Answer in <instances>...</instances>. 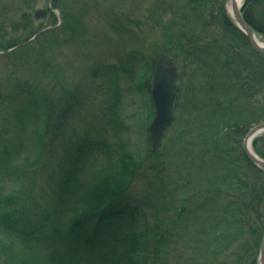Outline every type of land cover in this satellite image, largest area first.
<instances>
[{
	"label": "rangeland",
	"instance_id": "1",
	"mask_svg": "<svg viewBox=\"0 0 264 264\" xmlns=\"http://www.w3.org/2000/svg\"><path fill=\"white\" fill-rule=\"evenodd\" d=\"M163 1L0 0V52H4L0 54V152H10V166H22L21 174L27 180V205L35 206L34 210L32 206L26 208L25 218L32 212L41 216L48 206L54 214L53 221L50 216L55 224L52 232L57 230L55 233L60 234L71 216L81 214V209L89 206L87 217L78 215L82 220L89 218L87 227L76 223L87 238L85 244L77 234L68 236L63 231L59 235L74 250L62 254L73 260L70 264H160L156 256L165 246L154 240L171 215L159 211L161 206L155 201H143L147 192L138 174V164L143 161L142 174L148 177L149 162L156 159L150 158L146 131H142L152 120L150 95L137 89L147 73L135 60L143 56L142 60L147 62L158 53L166 54L165 35L170 31L165 29L166 15L160 12ZM38 10L44 14L36 18ZM226 14L229 16L227 11ZM207 16L202 15L208 25ZM58 28L60 32L53 33ZM205 29V37L197 38L204 45L223 38L221 27ZM49 31V36L44 34L28 41L37 32L39 35ZM257 38L264 43V37ZM13 44L21 47L3 51ZM131 54L136 57L131 59ZM130 61H135L132 80L125 71ZM177 66H183L181 59ZM201 72L195 74L197 84L203 81ZM196 91H192L193 98ZM203 94L208 96V85L199 92L200 96ZM33 96L40 103L37 111L30 108ZM140 113L143 117L138 120ZM177 114L175 133H180L188 114L182 106L178 110L176 107L175 117ZM30 117L38 121L36 126ZM126 149L129 155H124ZM176 155L167 156V163L173 166V158L179 159ZM115 161L122 162L121 167H116ZM122 168L126 169L122 182L113 183L110 174ZM98 170L104 175H91ZM8 171L5 165L0 172L2 208L9 207L10 200L2 199L9 195L17 174L12 177ZM195 173L199 172L195 169ZM116 191L121 193L119 197L102 200L91 208L103 195H109L107 199L112 197L107 192ZM167 201L172 202L170 198ZM119 212L123 214L117 215ZM7 216L2 215L1 220ZM93 225L96 227L91 228ZM142 233L148 251L146 260L141 258V242L135 239ZM16 239L19 238L12 229L5 231L0 226V264H32L37 253L25 243L28 252L20 251ZM255 241L249 235L243 238L250 248ZM194 242L185 247L179 240L168 241L162 264H190ZM48 244L51 248L60 246L58 240ZM234 262L235 257H230L229 263Z\"/></svg>",
	"mask_w": 264,
	"mask_h": 264
},
{
	"label": "trees",
	"instance_id": "2",
	"mask_svg": "<svg viewBox=\"0 0 264 264\" xmlns=\"http://www.w3.org/2000/svg\"><path fill=\"white\" fill-rule=\"evenodd\" d=\"M225 1L164 0L161 3L163 6L160 12L168 19L165 29L170 31L165 35L164 51L174 58L176 64H179L181 59L182 65H187L195 74L201 70L203 81L197 84L195 74L181 72L179 79L182 88L177 110L182 106L186 115L188 114L184 130L175 133L179 119L177 114L176 122L157 153H152L147 139L149 156L156 160L149 162L146 186L151 191V199L161 206L158 210L171 215L169 219H165V225L161 226L159 238L154 240L158 241L157 245L165 246L156 256L160 264L171 239L181 241L180 244L185 247L195 240L194 258L192 256L189 260L190 264H232L229 263L230 257H235L233 264L258 263L257 254L264 233V171L247 158L240 145L248 130L264 121V56L251 48L246 36L227 16ZM206 14L209 26L221 27L223 30V38L213 40L209 46L204 45L201 39L197 40L198 37H205V28L209 27L202 17ZM242 15L256 34L264 37V0H247L243 5ZM68 22L72 23L70 19ZM52 23L55 24L56 21ZM51 31L42 32L37 37L44 34L49 36ZM57 31L60 32V28L53 33ZM36 41L33 42L35 47ZM161 54L163 53L156 54L147 62L142 59L138 62L135 60L142 70L146 69L147 77L142 82L143 85L150 80L153 61ZM135 57L136 55L131 54V59ZM130 62L125 71L128 77H133L134 64ZM206 85L208 96H200L199 92ZM195 90L197 91L193 98L192 91ZM33 98L30 108L37 111L40 103L36 96ZM150 108L151 120L154 114L151 104ZM137 117L141 120L143 113ZM147 128L146 125L145 129ZM252 147L254 152L264 159V134L253 140ZM125 151L124 155H129L128 150ZM9 153L7 150L0 152L1 160L6 166H10ZM174 155L179 159L173 158V167L166 160L167 156ZM197 160L199 164L195 163ZM119 163L122 162L115 161V165H118L116 167H121ZM10 169L14 170V173L10 171L11 174H17L9 195L1 198L3 201L10 200V204L8 208L0 206V225L5 231L12 229L13 233L17 232L20 237H25L23 243L28 246V241L34 242L38 236H32L27 229L29 226L16 214L15 219L13 217L14 207L25 196L27 180L21 174L20 164L11 165ZM119 171L121 173L118 172L113 183L122 182V176L126 175L124 168ZM107 194L112 197L107 199ZM107 194L91 208L99 205L102 200L108 202L115 197L114 193ZM169 198L172 202L167 201ZM1 203L3 202H0V205ZM7 209L12 211L7 213ZM87 210H90L89 206L84 207L82 211L87 214ZM2 215L10 217L1 220ZM53 215L46 206L39 216L40 225L37 232H44L46 236L49 233L45 241L60 242L57 248L60 256L50 258L40 252L37 256L32 255V264H54L53 261L70 264L73 261L67 255L69 251L74 250L69 249V244L66 245L59 238L63 231H66L68 236L77 234L79 238L86 239L84 232L76 227V223L80 226L89 218L82 221L80 216H71L67 222L69 225H62L64 230L57 234V230L52 232L53 229H50V226L55 225L50 220L51 216L53 221ZM95 227L96 225H93L91 228ZM247 235L256 238L253 248L243 242ZM136 238L141 242V258L146 260L148 251L145 248V236L142 233ZM250 249H253L252 252Z\"/></svg>",
	"mask_w": 264,
	"mask_h": 264
},
{
	"label": "water",
	"instance_id": "3",
	"mask_svg": "<svg viewBox=\"0 0 264 264\" xmlns=\"http://www.w3.org/2000/svg\"><path fill=\"white\" fill-rule=\"evenodd\" d=\"M244 3L238 6L235 0H226V11L236 27L246 36L251 48L264 56V43L257 41L256 37L258 35L247 24L242 15ZM228 5H230V10L227 7ZM48 9L53 10L50 6H48ZM43 14V11L38 10L35 17L39 18ZM25 43H28V41ZM176 79L177 69L174 58L167 54L157 56L153 61V72L148 85V93L154 113L148 126L150 148L153 153L158 152L176 120L175 111L178 100ZM262 134H264V121L248 130L243 138L242 150L257 168L264 171V159L260 158L252 147L253 140ZM259 256V264H264V235L259 248Z\"/></svg>",
	"mask_w": 264,
	"mask_h": 264
},
{
	"label": "bare ground",
	"instance_id": "4",
	"mask_svg": "<svg viewBox=\"0 0 264 264\" xmlns=\"http://www.w3.org/2000/svg\"><path fill=\"white\" fill-rule=\"evenodd\" d=\"M246 0H235V2L237 3V5L238 6H241L244 2H245ZM228 8H229V10H230V5H228L227 6ZM61 22V21H60ZM48 27H50V26H48ZM53 26H51V28H52ZM36 36H38V32L32 37V38H29V40L28 41H32ZM260 37H262V36H260ZM256 39H257V41L258 42H260L261 43V41L256 37ZM18 46H20V45H16V47H18ZM16 47L15 46H13V47H11L10 49H3V51H5V52H8V51H13V50H15L16 49ZM21 47V46H20ZM1 53H4V52H0V54ZM142 57V56H141ZM140 59H142V58H137L136 59V61L138 62V60H140ZM176 64V63H175ZM176 69H177V76L178 75H181V72H185V73H188V74H195L194 72H192L191 70H190V68L187 66V65H183L182 67H180V66H177V64H176ZM152 75V74H151ZM128 79H130V80H132V79H135L134 78V76L132 77V76H130V77H128ZM150 80H151V77L149 78ZM150 80L148 81V83L146 84V85H143V84H139L138 86H137V89L139 90V92L140 93H146L147 94V91H148V85H149V83H150ZM176 81H177V79H176ZM141 85V86H140ZM177 85V84H176ZM31 118V117H30ZM32 119V118H31ZM33 121H34V125L36 126V122H38L37 120H34V119H32ZM176 122V121H175ZM38 125H41V123H38ZM17 129L22 133L23 131L21 130V127L20 126H18L17 125ZM172 129V128H171ZM64 130V129H63ZM144 131H146V138L147 139H149V131H148V128L147 129H145ZM170 133V130H169V132L167 133V135ZM78 150L80 151L81 149H80V147H78ZM160 150V149H159ZM158 150V151H159ZM153 153V152H152ZM157 153V152H156ZM144 164H143V161H141L140 162V164H138V168H137V170H138V174H141L140 176H141V178H142V181H143V183H144V188H146V194H145V196H144V200L143 201H145V202H147L148 204L149 203H151L153 200L151 199V191L147 188V186H146V181H147V177H145V175L144 174H142L144 171H143V169H144V166H143ZM4 166H5V163L2 161V160H0V172L1 171H3V169H4ZM7 167L9 168V170L11 171V172H13L14 173V170L13 169H10V166H8L7 165ZM125 169V168H124ZM126 170V169H125ZM8 174H9V176H14L13 174H11L9 171H8ZM98 174H100V175H104V173H103V171L102 170H98V172H96L95 174H92L91 173V175H95V176H97ZM117 174H118V171H114L112 174H110V179H116L117 178ZM88 175H90V173L88 174ZM114 180H113V182H114ZM96 183V181H94V183L93 184H95ZM127 186H128V184H127ZM127 188V187H126ZM158 189H159V186H158ZM126 190V189H125ZM115 194V197H119V195L121 194V193H117V191H116V193H114ZM74 195H75V193L73 192V194H72V196L74 197ZM27 200H28V198H27V196H24V198H22L21 200H20V203L19 204H17V206L16 207H14V209H15V211L13 212V217H14V219H15V214L22 220V222H24L27 226H29V227H27V229L32 233L31 235L32 236H38V239L36 240V241H34V242H29L28 241V248L30 249V250H33L35 253H42V254H45V255H47L48 257H50V258H54V257H58V256H60V253H59V249H57V248H51L50 246H49V242L48 241H45V240H47V238L46 237H48L49 236V233L47 234V236H46V234H44V232H42V233H38L37 232V230L39 229V218L40 217H38V215L35 213V212H32V214L30 213V215L28 216V218H25V216L23 215V213H26L27 214V210L28 209H26L27 207H29V206H32V204L31 205H27ZM66 206L69 208V210H70V206H71V203L69 202V199H67L66 200ZM35 207V206H34ZM34 207L32 206V210H34ZM12 211V209H9V211H8V209H7V213L9 212H11ZM81 214L84 216V217H86L87 216V214H85V213H83V211L81 210ZM81 214H78V215H81ZM77 215V216H78ZM76 216V215H75ZM8 217H10V215L8 216ZM12 218V217H11ZM83 221V220H82ZM1 222V221H0ZM2 223V222H1ZM83 227H87V222L86 221H83V224H81ZM0 226H2V225H0ZM50 229H52V226H50ZM13 234H15V237H18L19 239H16L17 240V246H20L19 248H20V251H22V252H28V248H25L24 246L25 245H23L24 243H23V240L25 239V237H20L19 236V234L17 233V232H14ZM84 234V233H83ZM41 237V238H40ZM55 237V236H54ZM56 238V237H55ZM87 239V238H86ZM86 239H82L83 241V243L86 241ZM81 242V243H82ZM82 243V246H83V248L85 247L84 246V244ZM96 251H99V249H97ZM76 253H78L79 255L81 254V253H79L78 252V250H77V252ZM83 253V255H86V252H82ZM259 260H260V256H259V254H258V256H257V260H256V262H258V264H259Z\"/></svg>",
	"mask_w": 264,
	"mask_h": 264
},
{
	"label": "flooded vegetation",
	"instance_id": "5",
	"mask_svg": "<svg viewBox=\"0 0 264 264\" xmlns=\"http://www.w3.org/2000/svg\"><path fill=\"white\" fill-rule=\"evenodd\" d=\"M179 78H180V75L177 76V81H176V84H177V87H178V100H179V92H180V90L182 88V82H181V79H179Z\"/></svg>",
	"mask_w": 264,
	"mask_h": 264
}]
</instances>
